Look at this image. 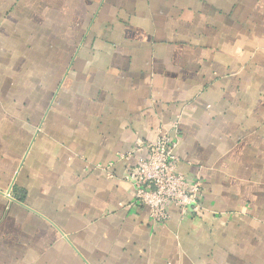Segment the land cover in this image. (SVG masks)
Returning a JSON list of instances; mask_svg holds the SVG:
<instances>
[{"label":"crops","instance_id":"0c3cea01","mask_svg":"<svg viewBox=\"0 0 264 264\" xmlns=\"http://www.w3.org/2000/svg\"><path fill=\"white\" fill-rule=\"evenodd\" d=\"M174 122L203 215L151 227ZM0 264H264V0H0Z\"/></svg>","mask_w":264,"mask_h":264},{"label":"built area","instance_id":"2783aa9c","mask_svg":"<svg viewBox=\"0 0 264 264\" xmlns=\"http://www.w3.org/2000/svg\"><path fill=\"white\" fill-rule=\"evenodd\" d=\"M177 138L174 122L167 132L157 130L153 141L138 140L124 157L136 159V164L126 170V179L132 188L134 203L147 210L151 227L163 226L169 221L170 207L177 209L181 218L187 214L199 218L203 215L200 180L188 179L177 172L173 154Z\"/></svg>","mask_w":264,"mask_h":264}]
</instances>
